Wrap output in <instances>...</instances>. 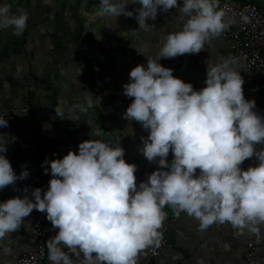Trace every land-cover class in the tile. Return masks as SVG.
<instances>
[{"label": "clouds", "instance_id": "obj_1", "mask_svg": "<svg viewBox=\"0 0 264 264\" xmlns=\"http://www.w3.org/2000/svg\"><path fill=\"white\" fill-rule=\"evenodd\" d=\"M13 3L0 2V30L22 35L29 13L13 11ZM129 3H139L135 18L144 31L158 11L178 9L183 20L155 57L146 56V66L131 69L123 85V94L132 98L123 117L148 131L139 151L159 167L137 183V166L125 160L124 148L102 138L80 142L78 152L70 149L63 158H46L51 173L46 190L36 187L30 195L0 202V241L18 231L33 210L46 213L56 229L47 243L51 264H137L143 250L159 246L166 206L193 217L201 229L228 223L260 238L264 228V147L257 148L264 145V115L244 96L238 60L207 61L200 89L158 62L200 53L234 20L225 18L219 0H99L98 14L132 17ZM241 19L248 22L247 16ZM7 126L0 116V127ZM14 139L0 133V190L29 175L25 168L18 176L5 155ZM252 157L258 163L242 168Z\"/></svg>", "mask_w": 264, "mask_h": 264}, {"label": "crops", "instance_id": "obj_2", "mask_svg": "<svg viewBox=\"0 0 264 264\" xmlns=\"http://www.w3.org/2000/svg\"><path fill=\"white\" fill-rule=\"evenodd\" d=\"M237 1L254 3L264 11V0ZM126 7L133 11L132 17L121 14L113 18L98 14L99 0H14L13 11L24 8L29 18L22 35H14L12 29L0 30V111L13 116L7 127H0V133L15 137L5 155L18 176L26 162L42 165L46 158H63L70 149L78 152L79 143L91 138L119 142L125 160L137 166V183L146 181L159 167L139 151L141 137H147L148 131L123 117L132 102L123 94V85L129 82L131 69L138 64L146 66V56L155 57L166 35L178 30L183 20L178 9L158 11L155 20H148L150 30L144 31L138 29L135 18L139 3ZM206 50L207 56L202 52ZM202 51L195 59L184 54L158 62L176 68L186 63V55L191 58L187 65L197 64L206 72L207 61L236 58L244 79V96L255 100L259 113L262 99L258 81L245 67V60L236 56L220 35ZM130 127L132 133H128ZM257 163L252 157L241 167ZM20 184L18 179L15 185L0 190V202L25 195ZM25 219L18 231L0 241V264H15L33 247L30 215ZM47 225L46 246L56 233L48 220ZM163 230L168 246L153 264H264V228L260 238L247 230L240 233L228 223L201 229L199 221L181 212L175 222H164ZM248 241L255 244L250 262L244 259ZM146 250L139 254L137 264L145 262ZM46 264H51L48 249Z\"/></svg>", "mask_w": 264, "mask_h": 264}, {"label": "built area", "instance_id": "obj_3", "mask_svg": "<svg viewBox=\"0 0 264 264\" xmlns=\"http://www.w3.org/2000/svg\"><path fill=\"white\" fill-rule=\"evenodd\" d=\"M219 6L226 12V19L234 20L220 37L226 41L232 52L245 60V67L252 72L258 83V89L261 93V107L259 113L264 115V11L254 3L242 2L237 0H219ZM247 16L248 22L245 23L241 17ZM26 109L23 108L22 111ZM0 116L8 120H13L12 115L0 111ZM264 147V145H260ZM27 169L29 175L26 179H21L19 189L25 193V188L30 195L31 190L40 187L46 190L51 179L50 164L43 163L37 165L26 162L23 170ZM45 168H49L48 174H45ZM22 170V171H23ZM179 214L171 218L175 222ZM32 221L33 247L23 252L16 260L15 264H46L47 246L49 228L47 225L46 213L33 210L30 214ZM162 239L159 246H149L146 250V260L142 264H153L157 262L162 252L168 246V239L165 231H161ZM255 253V244L248 241L244 252V259L250 262Z\"/></svg>", "mask_w": 264, "mask_h": 264}, {"label": "rangeland", "instance_id": "obj_4", "mask_svg": "<svg viewBox=\"0 0 264 264\" xmlns=\"http://www.w3.org/2000/svg\"><path fill=\"white\" fill-rule=\"evenodd\" d=\"M92 45V44H91ZM205 56L209 53L206 51H202ZM191 58L195 59V54H191ZM189 56L185 55V62L180 67H169L173 70V74L182 79H187L185 82H190L195 89H200L205 86L206 80V72H203L202 68L197 64L187 65V62L191 59ZM107 58V57H105ZM198 60V58H197ZM215 60V59H214ZM211 59V61H214Z\"/></svg>", "mask_w": 264, "mask_h": 264}, {"label": "trees", "instance_id": "obj_5", "mask_svg": "<svg viewBox=\"0 0 264 264\" xmlns=\"http://www.w3.org/2000/svg\"><path fill=\"white\" fill-rule=\"evenodd\" d=\"M166 215V219L164 220V222H168L172 217L176 216L177 213L171 208V207H165L164 208ZM163 222V223H164Z\"/></svg>", "mask_w": 264, "mask_h": 264}]
</instances>
